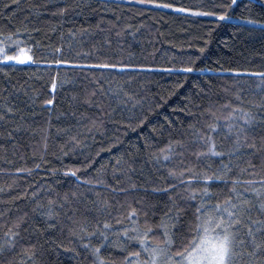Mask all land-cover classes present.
<instances>
[{
	"label": "trees",
	"instance_id": "obj_1",
	"mask_svg": "<svg viewBox=\"0 0 264 264\" xmlns=\"http://www.w3.org/2000/svg\"><path fill=\"white\" fill-rule=\"evenodd\" d=\"M13 40L33 61L0 62V264H97V246L106 264L133 263L136 251L149 261L123 229L150 227L155 247L179 208L174 254L195 235L203 193L193 201L189 187H208L210 207L235 197L233 178L253 204L246 215L264 220V0H0L8 52ZM246 225L233 264H264Z\"/></svg>",
	"mask_w": 264,
	"mask_h": 264
},
{
	"label": "snow or ice",
	"instance_id": "obj_2",
	"mask_svg": "<svg viewBox=\"0 0 264 264\" xmlns=\"http://www.w3.org/2000/svg\"><path fill=\"white\" fill-rule=\"evenodd\" d=\"M147 2L152 3L154 0H147ZM236 0H232V4H235ZM231 5H229L230 7ZM7 7V6H5ZM164 7H173L171 4H165ZM181 11H190L189 9H181ZM208 15L215 16L216 13H208ZM221 20L226 19V15L224 13L220 14L219 17ZM250 23H259L258 21H250ZM8 40L12 39V36L9 35L7 37ZM12 43L16 45L17 51L15 54L9 55L7 54L8 49L5 47H0V62H11L16 61L17 63H25L26 61H33V56L31 55V50L29 47H19L20 42L18 40H13ZM66 63V61H64ZM55 63H62V61H55ZM105 67H116L117 65H104ZM120 67H127V65H119ZM186 71H191V69H186ZM230 71H239L236 69H232ZM256 75H264V73H257ZM53 88L56 87V81L53 80L52 84ZM47 104H51L52 101H46ZM12 111V109H9ZM235 113H229V117L234 115ZM229 117H225L228 119ZM245 122L249 120V114L244 112L241 116ZM215 129L216 125L213 124L210 126ZM230 127V125H229ZM203 139V137H201ZM73 140H76L78 144L80 141L76 139V137H72ZM240 138L237 137V141L239 142ZM169 151L171 150V145L165 146ZM209 151L215 153V145L212 144L209 147ZM161 152L164 155V158H168V152L165 149H161ZM199 155V154H198ZM39 167V165H37ZM227 169V165L224 166ZM17 172L22 171V169H16ZM26 171V169H24ZM190 169H184L180 173H177L175 170H170V175H184L186 172H190ZM230 171V170H229ZM75 175V172L72 173ZM228 176V172L222 173L220 176H216V180H222ZM205 181L213 179V177H209L204 175L202 177ZM186 179L191 183L198 179L195 175H187ZM239 183L236 179L233 178L232 184L233 187L229 189L230 192L235 193V197L232 195L226 196L224 200L217 201L215 204L210 207H206L208 201L205 200V196H207L210 192L208 187H204L203 189H195L189 187L188 196L191 200H196V193L202 192L203 194L200 197V204L196 207V215H195V226L191 228V231L195 233L192 235L190 239H188L187 243L184 245L181 251H178L174 254H169V246L173 244V228L172 223L174 219H178L181 210L179 208L176 209V217L168 216V214H164L161 219V223L158 225L159 228H162L163 231V239L159 240V243L155 247H150L148 243L149 240H152L153 237L150 235L152 229L149 227L145 229L143 232H140L138 228L135 226L131 229V231L136 232L135 236H128L129 229H123L124 236L129 239H135L139 241L141 249L147 253L151 260L149 261H141L140 260V251L130 252L129 256L136 257V260L133 264H159V258L162 256H167V260L171 262V264H233V256H234V248L237 245L243 247L245 243L244 236H240L238 239V234L240 233L241 226L246 225V221L250 220L251 223L247 224V233L248 237H251L249 241L250 244L254 245L253 251L256 249H262L264 247V240H260L259 242L256 239V232H259L261 228H264V220L257 221L252 220L250 216L246 214L249 213L253 204L247 198H243V193L237 190L236 185ZM247 185H252L254 181H246ZM245 191L256 192L257 196H260L261 193L257 192L254 187L245 188ZM259 208L262 212H264V201H261ZM51 214V213H49ZM137 214V210L135 208L131 209L128 213V217L131 220L134 215ZM135 225V221H133ZM256 225L257 227H253ZM20 221H16L14 227H19ZM109 225L105 222V228H108ZM78 229L80 232H83L86 236H92V232H88L87 227L84 224L78 225ZM17 233L12 231L10 228L5 236L9 239L5 241V243H12V238L15 237ZM3 244H0V250H3ZM88 247H91L89 244ZM25 252L28 257H31L33 253L25 249ZM101 249L97 246L93 253L96 257L97 264H106V261L103 256L100 255ZM174 257H178L179 259H174ZM128 257H125L127 260Z\"/></svg>",
	"mask_w": 264,
	"mask_h": 264
},
{
	"label": "rangeland",
	"instance_id": "obj_3",
	"mask_svg": "<svg viewBox=\"0 0 264 264\" xmlns=\"http://www.w3.org/2000/svg\"><path fill=\"white\" fill-rule=\"evenodd\" d=\"M5 44L3 43V42H1L0 41V47H5V48H7V46L5 45ZM8 48H10V52H7V54H9V55H12V54H15L16 53V51H17V47H15V45L13 44V46H10V45H8ZM31 61H26L25 63H23V64H28V63H30ZM4 63H13V64H21V63H17L16 61H11V62H4ZM150 257V256H149ZM174 259H179L178 257L177 258H174ZM150 260H151V258H150ZM150 260H149V262H150ZM130 264H133V263H130ZM159 264H171V262L170 261H168L167 260V256H162V257H160L159 258Z\"/></svg>",
	"mask_w": 264,
	"mask_h": 264
}]
</instances>
